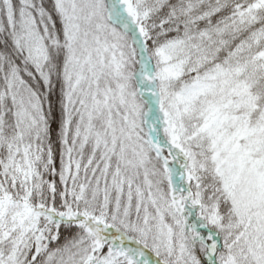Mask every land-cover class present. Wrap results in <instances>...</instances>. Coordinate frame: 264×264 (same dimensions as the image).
Segmentation results:
<instances>
[{
  "label": "snow or ice",
  "instance_id": "obj_1",
  "mask_svg": "<svg viewBox=\"0 0 264 264\" xmlns=\"http://www.w3.org/2000/svg\"><path fill=\"white\" fill-rule=\"evenodd\" d=\"M0 264H264V0H0Z\"/></svg>",
  "mask_w": 264,
  "mask_h": 264
}]
</instances>
